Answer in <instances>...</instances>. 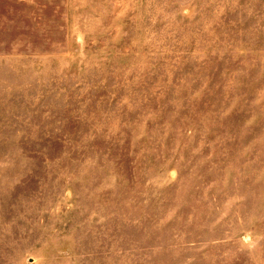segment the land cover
<instances>
[{"label":"rangeland","instance_id":"1","mask_svg":"<svg viewBox=\"0 0 264 264\" xmlns=\"http://www.w3.org/2000/svg\"><path fill=\"white\" fill-rule=\"evenodd\" d=\"M0 264H264V0H0Z\"/></svg>","mask_w":264,"mask_h":264}]
</instances>
